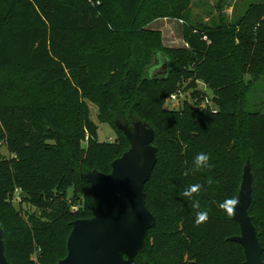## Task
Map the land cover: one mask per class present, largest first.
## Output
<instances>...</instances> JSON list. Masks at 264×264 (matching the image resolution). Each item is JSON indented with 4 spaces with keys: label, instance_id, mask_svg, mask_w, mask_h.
Here are the masks:
<instances>
[{
    "label": "trees",
    "instance_id": "1",
    "mask_svg": "<svg viewBox=\"0 0 264 264\" xmlns=\"http://www.w3.org/2000/svg\"><path fill=\"white\" fill-rule=\"evenodd\" d=\"M190 4L0 0V232L10 264H60L73 222L95 213L98 192L85 173H110L130 147L119 127L134 123L151 128L157 150L143 186L154 224L135 264H245L242 246L230 240L240 233L230 201L246 166L247 212L264 262V111L251 108L244 81L246 73L264 76V0L213 27L189 22ZM161 17L185 23V48L163 47L145 28ZM163 58L168 75L151 78ZM183 77L212 89L215 112L186 101L180 110L163 108ZM90 105L113 140H98ZM201 152L211 167L197 169ZM15 192L38 214L20 216ZM198 211L208 212L200 224Z\"/></svg>",
    "mask_w": 264,
    "mask_h": 264
},
{
    "label": "water",
    "instance_id": "2",
    "mask_svg": "<svg viewBox=\"0 0 264 264\" xmlns=\"http://www.w3.org/2000/svg\"><path fill=\"white\" fill-rule=\"evenodd\" d=\"M168 71L169 64L163 58L156 61L149 74L151 78H164ZM194 109L199 110V107ZM119 128L124 130L130 147L112 161L110 173L86 176L98 192L95 213L90 218L73 222L66 242L67 254L60 264H135L136 255L145 249L147 232L154 224L143 193V186L156 162L153 131L133 139L130 132ZM251 185L252 176L246 166L232 214L240 233L230 240L242 246L245 264H264L263 249L247 212ZM0 264H10L3 252L1 232Z\"/></svg>",
    "mask_w": 264,
    "mask_h": 264
},
{
    "label": "rangeland",
    "instance_id": "3",
    "mask_svg": "<svg viewBox=\"0 0 264 264\" xmlns=\"http://www.w3.org/2000/svg\"><path fill=\"white\" fill-rule=\"evenodd\" d=\"M259 1L263 0H191L189 22L197 26L204 27H213L218 23H233L243 13L249 4ZM184 25L185 23L181 20L161 17L145 25V28L156 31L160 34L161 45L163 47L178 49L186 47L181 38ZM184 66H182L180 69H184ZM248 80L250 81L248 85V99L252 104L251 108L264 111V76L254 78L246 73L244 75V81ZM178 86L184 87V89L186 88L185 98L187 97L191 100L196 101L197 98L204 96H209L211 98L212 96V89H210L208 85L200 78L185 79L183 77ZM183 100L184 98L176 102L168 99V97H165L162 106L168 110H180L184 107L185 102ZM90 107L91 119L98 126V140H113L115 138V132L113 128L106 122H98L97 109L94 105H90ZM121 127H123L126 132H130L133 139L136 137H143L145 134L149 133L148 131H152L151 128L142 126L138 123H134L133 125L127 127ZM84 144L85 142L83 145ZM94 173L87 172L84 176L86 178L87 175ZM67 193L71 202H73V200H77L72 199L73 196L71 190ZM11 202L12 208L17 210L20 216L22 215L26 218L29 214H38V211L32 205L23 201L21 195H19L17 192H15V197ZM75 208V206L71 207L72 210Z\"/></svg>",
    "mask_w": 264,
    "mask_h": 264
},
{
    "label": "clouds",
    "instance_id": "4",
    "mask_svg": "<svg viewBox=\"0 0 264 264\" xmlns=\"http://www.w3.org/2000/svg\"><path fill=\"white\" fill-rule=\"evenodd\" d=\"M209 160H210L209 154L204 153V152L198 153L195 157V165H196L197 169L211 167ZM199 189H200V185H198V184L192 185L189 189L185 190L184 195L187 197H191L192 194L194 192H197ZM230 203H236V201H230ZM194 206L199 208L198 204H195ZM231 210L232 209L229 208V211H231ZM207 218H208V212L207 211H198L196 214L195 223L196 224L203 223L207 220Z\"/></svg>",
    "mask_w": 264,
    "mask_h": 264
},
{
    "label": "built area",
    "instance_id": "5",
    "mask_svg": "<svg viewBox=\"0 0 264 264\" xmlns=\"http://www.w3.org/2000/svg\"><path fill=\"white\" fill-rule=\"evenodd\" d=\"M186 92L184 90V88L179 87L178 89H176L175 92L171 93L168 96V99L172 100V101H179L180 99L184 98L183 101H187L189 103H191L194 106H203V107H209L213 112L216 111V107L214 106L211 98L209 96H204L203 99L201 100L200 103L195 102V100H191L189 98H185Z\"/></svg>",
    "mask_w": 264,
    "mask_h": 264
}]
</instances>
